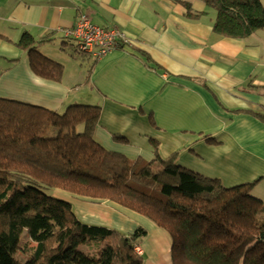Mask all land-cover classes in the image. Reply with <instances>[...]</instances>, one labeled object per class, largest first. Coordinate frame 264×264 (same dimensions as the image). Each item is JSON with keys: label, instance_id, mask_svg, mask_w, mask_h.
<instances>
[{"label": "crops", "instance_id": "crops-1", "mask_svg": "<svg viewBox=\"0 0 264 264\" xmlns=\"http://www.w3.org/2000/svg\"><path fill=\"white\" fill-rule=\"evenodd\" d=\"M82 14L126 35L89 66L64 33ZM216 15L202 0H0V97L58 112L100 106L94 136L106 148L151 160L157 143L162 157L226 186L254 182L263 197L264 122L256 113H264V28L224 37L213 29ZM25 32L63 64L60 81L33 71L28 50L18 45ZM72 64L84 69L83 81ZM55 195L70 199L87 223L126 233L143 227L144 264H171L168 233L146 216L60 188Z\"/></svg>", "mask_w": 264, "mask_h": 264}, {"label": "trees", "instance_id": "trees-1", "mask_svg": "<svg viewBox=\"0 0 264 264\" xmlns=\"http://www.w3.org/2000/svg\"><path fill=\"white\" fill-rule=\"evenodd\" d=\"M202 1L216 9L213 29L224 37L264 28L261 0ZM38 42L25 32L18 45L36 74L60 81L63 64ZM100 112L97 105L58 112L0 97V264H144L136 247L146 229L87 223L46 188L145 215L168 233L173 264H264V199L252 194L254 182L226 186L162 157L157 143L151 160L110 150L94 136ZM256 116L264 122V113Z\"/></svg>", "mask_w": 264, "mask_h": 264}, {"label": "built area", "instance_id": "built-area-1", "mask_svg": "<svg viewBox=\"0 0 264 264\" xmlns=\"http://www.w3.org/2000/svg\"><path fill=\"white\" fill-rule=\"evenodd\" d=\"M64 33L73 39L76 52L88 53L95 59L114 51L126 40L125 32L118 26L98 25L87 14L80 15L74 26L64 30ZM136 251L142 252L139 246Z\"/></svg>", "mask_w": 264, "mask_h": 264}, {"label": "rangeland", "instance_id": "rangeland-1", "mask_svg": "<svg viewBox=\"0 0 264 264\" xmlns=\"http://www.w3.org/2000/svg\"><path fill=\"white\" fill-rule=\"evenodd\" d=\"M69 50H70V52H71V48H69ZM72 53V52H71ZM75 53V52H74ZM75 54H77L78 56H79V58L82 60V62L84 63V65L85 66H89V64L91 63V57L92 56H90V54H88V53H78V52H76ZM72 55L73 56H76V55H74L73 53H72ZM60 56V58H61V60H63V58L61 57V55H59ZM68 64H70L71 65V62H69L68 61ZM67 63H66V67H67V70H68V67H69V65H68ZM79 69H80V66L77 64V65H75V64H72V70L71 71H73L75 74L77 73V75H76V77L78 78V79H80L81 81H83V79L81 78L83 75H84V73H82L83 71H84V69L83 68H81V71L82 72H79ZM84 84H83V86H82V89L84 88ZM45 191L47 192V193H49V194H53V195H55L56 194V189H53V188H46L45 189ZM261 193V191L260 190H256V188L253 190V192H252V194L254 195V196H257V197H260V194ZM56 196V195H55ZM58 197V196H57ZM59 198H61L60 196H59ZM63 198V197H62ZM260 198H262V199H264V195H263V197H260ZM69 201L70 202H72L70 199H69ZM139 213V212H138ZM141 214V213H140ZM143 215V214H142ZM145 216V215H144ZM148 218V217H147ZM26 237V233H24V238ZM167 256H166V258H167V260L171 263V264H173L172 263V253L170 252V253H167L166 254Z\"/></svg>", "mask_w": 264, "mask_h": 264}]
</instances>
